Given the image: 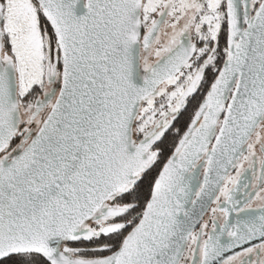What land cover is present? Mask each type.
<instances>
[{
	"label": "snow or ice",
	"instance_id": "1",
	"mask_svg": "<svg viewBox=\"0 0 264 264\" xmlns=\"http://www.w3.org/2000/svg\"><path fill=\"white\" fill-rule=\"evenodd\" d=\"M0 264H264V0H0Z\"/></svg>",
	"mask_w": 264,
	"mask_h": 264
},
{
	"label": "flooded vegetation",
	"instance_id": "2",
	"mask_svg": "<svg viewBox=\"0 0 264 264\" xmlns=\"http://www.w3.org/2000/svg\"><path fill=\"white\" fill-rule=\"evenodd\" d=\"M186 119V118H185ZM181 123H183V121H181Z\"/></svg>",
	"mask_w": 264,
	"mask_h": 264
}]
</instances>
